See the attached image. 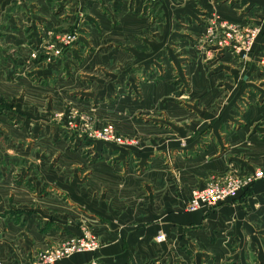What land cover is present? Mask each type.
<instances>
[{
  "label": "rangeland",
  "instance_id": "1",
  "mask_svg": "<svg viewBox=\"0 0 264 264\" xmlns=\"http://www.w3.org/2000/svg\"><path fill=\"white\" fill-rule=\"evenodd\" d=\"M258 172L264 0H0V264L85 235L99 248L66 260L107 264L101 227L124 236L168 210L199 217L159 230L143 264H264L258 229L239 245L237 218L188 208Z\"/></svg>",
  "mask_w": 264,
  "mask_h": 264
},
{
  "label": "crops",
  "instance_id": "2",
  "mask_svg": "<svg viewBox=\"0 0 264 264\" xmlns=\"http://www.w3.org/2000/svg\"><path fill=\"white\" fill-rule=\"evenodd\" d=\"M245 191L246 190H244L243 192ZM245 204H250L249 211H247ZM164 206L158 204L155 206V209H158L160 211L163 210ZM166 207L167 206H165V209ZM205 210H207V208L201 210V212H204ZM215 211L221 213V217L224 219L228 217L237 218V225H235V228L239 229L240 232L238 233V236H236L237 238L234 237V239H237L239 243L238 242H233V243H238L239 245L246 244L247 242L246 230L252 228L258 229L261 235L259 234L260 237L257 236V232H256L255 238L257 239L256 242L260 246L259 247L260 255L264 254V179L254 184V186L246 194L245 198L243 200L241 199L240 202L235 201L229 204H222ZM180 212L181 211L171 212L170 210L163 212L164 214L167 213H175V214L170 217L168 216V218L167 217L164 218L163 222H165V225L159 224V225L150 226L147 229L134 228L132 230L129 227V231L124 236L120 234V232H116L115 230H112L109 227V225H104L98 231L101 239L103 240V248L99 252L101 259L103 260V262L107 264H143L146 260L151 259L150 257H152L153 253L156 254V252H152L153 250H151V246L154 245L153 244L154 239L159 230H163L164 232H166L168 231L167 227L175 226L176 227L175 230L180 231V228L182 227L191 226L194 222H196L194 220H196L199 217V214H197V216H195L194 214L180 215ZM168 220L170 222L172 221L171 222L172 224H167ZM110 230H112V232H110ZM36 241H37L36 243L37 245L36 244L34 245L35 247L34 250L30 248V250L34 251V254L39 251L38 249L39 241L38 240ZM218 244L221 245L222 242ZM26 250H27V246L25 251ZM225 254L226 252L223 251V257L225 256ZM90 257H91L90 254L75 255L68 260H64V262L61 264H88ZM19 261L22 262L23 259H19ZM26 261L29 262V263L26 262L27 264H31L30 259H27ZM15 264H19V263L15 262Z\"/></svg>",
  "mask_w": 264,
  "mask_h": 264
},
{
  "label": "built area",
  "instance_id": "3",
  "mask_svg": "<svg viewBox=\"0 0 264 264\" xmlns=\"http://www.w3.org/2000/svg\"><path fill=\"white\" fill-rule=\"evenodd\" d=\"M66 39L69 43L74 40L72 37H67ZM262 178H264L262 172H258L254 176H229L209 183L203 188L194 189L191 193L188 208L191 212H197L201 209H209L231 203L237 200L240 193L246 190L253 181ZM156 240L161 244L166 241V235L163 232H159ZM98 248L96 240L91 236L85 235L83 238L71 240L57 250H52L43 258L42 264H55L66 260L74 253L80 251L94 252Z\"/></svg>",
  "mask_w": 264,
  "mask_h": 264
}]
</instances>
